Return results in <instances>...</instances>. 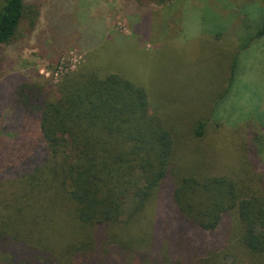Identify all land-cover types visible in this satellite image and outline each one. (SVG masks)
<instances>
[{
    "label": "trees",
    "instance_id": "trees-1",
    "mask_svg": "<svg viewBox=\"0 0 264 264\" xmlns=\"http://www.w3.org/2000/svg\"><path fill=\"white\" fill-rule=\"evenodd\" d=\"M31 14L30 25L36 6L4 0L0 47ZM263 36L264 24L239 52ZM46 83L13 93L40 137L0 197V264H221L227 248L199 239L234 212L237 244L264 256L262 174L202 177L176 164L173 134L150 114L145 90L120 75L81 71ZM160 203L171 216L154 213Z\"/></svg>",
    "mask_w": 264,
    "mask_h": 264
},
{
    "label": "rangeland",
    "instance_id": "rangeland-1",
    "mask_svg": "<svg viewBox=\"0 0 264 264\" xmlns=\"http://www.w3.org/2000/svg\"><path fill=\"white\" fill-rule=\"evenodd\" d=\"M25 4L36 6L38 16L30 25L28 15L12 42L0 47V197L40 137L36 118L13 108L14 91L47 80L57 85L81 71L117 74L142 87L150 114L173 134L176 164L189 173L244 178L252 170L264 180V36L239 52L264 24V0ZM160 204L154 213L171 216ZM236 218L231 213L199 240L227 248L221 264H264V256H250L237 244ZM156 228L167 237L172 230L159 219Z\"/></svg>",
    "mask_w": 264,
    "mask_h": 264
}]
</instances>
